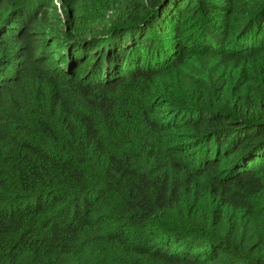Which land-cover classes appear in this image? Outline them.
<instances>
[{"label": "trees", "instance_id": "16d2710c", "mask_svg": "<svg viewBox=\"0 0 264 264\" xmlns=\"http://www.w3.org/2000/svg\"><path fill=\"white\" fill-rule=\"evenodd\" d=\"M0 0V264H264V0Z\"/></svg>", "mask_w": 264, "mask_h": 264}, {"label": "rangeland", "instance_id": "374dc122", "mask_svg": "<svg viewBox=\"0 0 264 264\" xmlns=\"http://www.w3.org/2000/svg\"><path fill=\"white\" fill-rule=\"evenodd\" d=\"M56 2L58 3V0H54V4H55ZM56 5H57V4H56Z\"/></svg>", "mask_w": 264, "mask_h": 264}, {"label": "clouds", "instance_id": "9594fccd", "mask_svg": "<svg viewBox=\"0 0 264 264\" xmlns=\"http://www.w3.org/2000/svg\"><path fill=\"white\" fill-rule=\"evenodd\" d=\"M56 4H57V5H56ZM58 4H59V3H57V2L55 3V5H56L57 7H58Z\"/></svg>", "mask_w": 264, "mask_h": 264}]
</instances>
